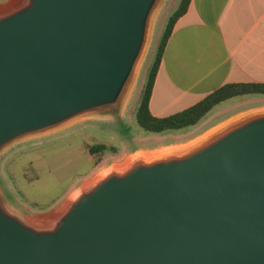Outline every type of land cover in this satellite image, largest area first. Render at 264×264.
Masks as SVG:
<instances>
[{"label": "water", "instance_id": "water-1", "mask_svg": "<svg viewBox=\"0 0 264 264\" xmlns=\"http://www.w3.org/2000/svg\"><path fill=\"white\" fill-rule=\"evenodd\" d=\"M161 2L1 8L0 152L119 107ZM203 141L110 172L49 228L27 223L0 194V264H264V112Z\"/></svg>", "mask_w": 264, "mask_h": 264}, {"label": "rangeland", "instance_id": "rangeland-1", "mask_svg": "<svg viewBox=\"0 0 264 264\" xmlns=\"http://www.w3.org/2000/svg\"><path fill=\"white\" fill-rule=\"evenodd\" d=\"M179 1L162 0L156 9L146 45L119 107L89 112L55 128L28 134L0 152V194L10 210L27 223L51 227L75 195L92 185H88L89 180L126 157L146 153L151 156L146 160L152 161L181 155L204 142L206 135L208 138L246 116L264 112V95H245L216 105L189 128L154 133L140 126L137 109L147 69L168 15ZM101 144L110 149L91 154L90 148Z\"/></svg>", "mask_w": 264, "mask_h": 264}, {"label": "crops", "instance_id": "crops-1", "mask_svg": "<svg viewBox=\"0 0 264 264\" xmlns=\"http://www.w3.org/2000/svg\"><path fill=\"white\" fill-rule=\"evenodd\" d=\"M17 0H0V9ZM264 83V0H191L164 50L150 99L158 117L227 83Z\"/></svg>", "mask_w": 264, "mask_h": 264}, {"label": "trees", "instance_id": "trees-1", "mask_svg": "<svg viewBox=\"0 0 264 264\" xmlns=\"http://www.w3.org/2000/svg\"><path fill=\"white\" fill-rule=\"evenodd\" d=\"M191 0H180L177 7L168 15V20L160 35L152 61L147 69L146 80L140 95L137 109V119L140 126L150 132L162 133L170 130H180L196 125L216 105L237 96L264 95V83H227L208 94L198 103L180 112L158 117L150 110V99L159 71L164 50L174 30L177 21L188 11ZM91 154L105 153L110 148L105 145H96L90 148Z\"/></svg>", "mask_w": 264, "mask_h": 264}, {"label": "bare ground", "instance_id": "bare-ground-1", "mask_svg": "<svg viewBox=\"0 0 264 264\" xmlns=\"http://www.w3.org/2000/svg\"><path fill=\"white\" fill-rule=\"evenodd\" d=\"M206 136L203 137V139H205ZM149 157H151V156L149 154H146V153H143V154L139 153L135 157H132V158L126 157V158H124V161L116 162L115 164H113L112 166H110L108 168L101 169L97 173V176L94 179H91L88 181V185L95 183V181L97 182L99 179L103 178L104 176H106L107 174H109L112 171H123V170H125L126 168H128L131 165V162L133 160H139L141 158H144L146 160ZM77 195L78 194H76L75 197Z\"/></svg>", "mask_w": 264, "mask_h": 264}]
</instances>
